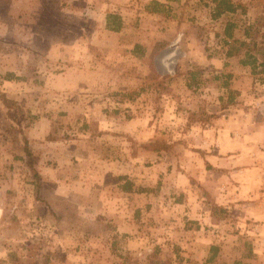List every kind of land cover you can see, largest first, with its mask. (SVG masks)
Segmentation results:
<instances>
[{
	"label": "rangeland",
	"instance_id": "obj_1",
	"mask_svg": "<svg viewBox=\"0 0 264 264\" xmlns=\"http://www.w3.org/2000/svg\"><path fill=\"white\" fill-rule=\"evenodd\" d=\"M148 5L153 8L152 0H0V264L233 262L228 255L227 260L213 259L212 262L207 261L211 256L197 257L201 252L194 244L196 227L193 222H184L172 208H126L123 212L120 208L119 214V208H94V191L101 193L111 183L117 193V180L111 182L106 176L111 172L107 163L99 162L98 166L89 165V161L71 164L76 170L73 189L78 192H69L72 196L64 202H70V208L62 212L53 211L58 208L51 209L41 193L38 163L46 150L30 144L31 130L37 131L32 136H39L41 128L47 129L48 136L40 141L47 146L46 143L60 139H82L64 137L60 130L93 103L96 105L92 110L94 118L113 113L110 107L123 108L128 103L126 99L160 110L164 108L159 101L160 94L171 93L169 85H165L168 67L173 66L174 61L185 62L186 55L189 60L194 58V63L216 59L227 68L218 75L202 69L192 71L188 76L190 83L180 85L174 104L178 111L192 108L188 103L191 96L199 98L208 94L215 98L217 78L222 83L233 77L244 78L248 98L263 96L264 78L257 65L264 62V0L263 3L253 1L250 7L244 5L246 14L238 9L235 15L225 13L216 21L209 15L210 5H184L181 12L186 15L181 18L187 20L190 29H196L191 35L198 51L192 57V52L187 54L186 42L167 34L169 28L165 19L174 14L170 10L173 7L167 5L159 17L147 13ZM110 15L119 18L123 34L107 29L108 22L111 26L117 22L110 18L108 21ZM224 24H233L231 38L224 36ZM138 34H142V43L132 47ZM190 43L188 40L187 44ZM176 46H180L177 47L179 51ZM147 49L150 51L146 52ZM227 51L233 56L226 57ZM135 55L139 56L137 66L134 65L136 59L132 58H136ZM3 98L15 102L16 106L6 107ZM182 100L184 103L180 102ZM237 104H242V108L250 106L242 100ZM65 114L67 118L64 119ZM158 119L162 127L166 126V135L175 137L171 142H187L182 136L186 128L215 120L212 116L191 114L183 117L161 115ZM193 134L190 140L195 142L200 133ZM139 142L130 137L129 154H137V144L153 148L165 145ZM84 145L91 155L94 152L108 154L105 147L95 150L91 149L94 145L81 143L82 147ZM186 147L188 151H201ZM160 149L173 157L189 156L187 150H172L167 146ZM149 165L148 162L144 167ZM94 169L97 170L94 172ZM213 247L216 251L210 250V253L214 258L218 254V243ZM240 247L234 246V249L239 251ZM251 248L245 246L242 254L247 255ZM238 251L234 258L239 257ZM236 262L259 264L250 258Z\"/></svg>",
	"mask_w": 264,
	"mask_h": 264
},
{
	"label": "crops",
	"instance_id": "obj_2",
	"mask_svg": "<svg viewBox=\"0 0 264 264\" xmlns=\"http://www.w3.org/2000/svg\"><path fill=\"white\" fill-rule=\"evenodd\" d=\"M152 1L160 4V12L152 14L153 16L161 17L163 8L167 9V5L173 7L170 10L174 14L165 19L169 28L167 34L177 38L178 41L186 42V51L189 50L187 54L192 52V57L198 51L196 44L193 43L194 37L191 35L196 29H190L187 20L181 16L186 15L182 14L184 5L187 7L188 4L197 5L201 2L199 0ZM253 1L263 3V0L232 2L242 6L239 10L242 14H246L245 6L250 7ZM237 11L238 9L231 14L235 15ZM224 27L225 24L222 29ZM116 34H123V29L116 31ZM188 40L190 44H187ZM133 41L132 47L136 43H142V34H138ZM149 51L150 49L146 50ZM176 51H179L178 48ZM132 52L129 50L130 54ZM135 57L132 58L136 59L134 65L137 66L139 56L135 55ZM186 57L188 60L185 62L174 61L173 66L168 67L165 85H169L171 93L160 94L159 101L164 104V108L160 110L142 107L143 105L137 103L138 101L126 99L128 103L124 104L123 108L110 107L109 111L113 109V113L97 115L98 117L94 118L96 116L92 117L95 115L92 110L96 105L93 103L83 112L79 111V116L76 114L75 120L60 130L64 137L69 135L82 139H60L61 141L46 143L47 146L42 145L40 141H44L48 136V130L41 128L39 136H32L37 134V131L31 130L28 137L30 144L35 143V148L46 150L41 153L38 163L39 174L42 177L41 193L51 209L53 206L58 208H54L53 211L60 212L64 208H70V202L64 200L72 196L69 195L70 191H76L73 189V182H76L73 174L76 170L74 171L71 164L76 165L75 162L84 164L89 161V165L98 166L99 162H104L111 171L107 172L106 176L111 182L117 180L115 191L120 195L114 193L110 183L105 191L101 193L94 191L92 202L94 208L102 206L119 208L117 214L120 213V208L122 212L126 208H172L184 222H193L196 227L194 244L198 245L197 251L201 252L197 257L203 259L214 255L210 253V248L218 243V254L215 255L214 260H227L226 255H228V258L231 257L233 260L231 264H239L236 261L243 258L257 260L262 264L264 262V93L258 98H248L246 79L233 77L228 82L222 83L217 78L218 91L215 98L208 94L199 98L191 96L188 103L192 104V108L178 111L176 107L174 108V104L178 100L180 85L182 82L184 85L190 83L188 76L192 71L202 69L218 75L223 68H227L224 63L216 59L209 58L194 63L193 61H196L194 58L189 60V56ZM241 100L249 102L250 106L242 108V104H237ZM180 102L184 103L183 100ZM188 114L212 116L215 120L210 119L201 125L196 124L194 127L186 128L182 136L183 139L187 138V142L180 140L171 142L170 139L175 137L170 138L171 135H166L164 132L166 126L162 127L161 119L158 118L161 115L183 117ZM62 118H67L66 114ZM40 121L43 123L42 119ZM196 131L200 133L199 139L192 142L190 136ZM130 137L133 141H140L139 143L147 141L165 145L153 148V146L137 144V154L132 155L128 153L127 148ZM81 143L94 145L91 149L95 150L105 147L104 150L108 154L96 155L97 153L94 152L91 155L85 151V145L82 147ZM165 146L172 150H187L185 152L186 154L189 152V156L173 157L170 153L161 151L160 148ZM186 146L201 151L199 153L188 151L189 148ZM52 160L51 165L49 161ZM148 162L150 165L145 168ZM96 170L94 169V172ZM68 173L73 176H69ZM67 180L72 185L65 183ZM153 183H156L155 188ZM123 188L128 190L125 191ZM234 246H242V248L240 247L238 251ZM245 246L252 247L247 255L242 254L245 253L243 252ZM237 251L240 252L239 257L234 258Z\"/></svg>",
	"mask_w": 264,
	"mask_h": 264
},
{
	"label": "trees",
	"instance_id": "obj_3",
	"mask_svg": "<svg viewBox=\"0 0 264 264\" xmlns=\"http://www.w3.org/2000/svg\"><path fill=\"white\" fill-rule=\"evenodd\" d=\"M199 1L201 3L207 4L206 6H208V7H209V5L212 6V7H209L210 16H211L212 20L219 18L221 15H223L225 13H234L237 9H242V6L235 5L231 0H199ZM152 7L153 8H150L149 5L147 6V13L155 14V13L160 12V10H158V8H157V7H160V4H158L157 2L152 1ZM109 18L111 20H116V21L119 19L118 17H116L114 15L108 16V21H109ZM107 25H108L107 28L109 30L115 31V32L118 31L121 27V23L119 21H117L115 23V26H111L110 22H108ZM232 28H233V24H227L224 28V31H223L224 36L231 38L232 37V34H231ZM231 56H233L231 51L230 52L227 51L226 57H231ZM3 104L8 108H12V107L16 106L15 102H11L10 100H6V99L3 100ZM24 152H26V155L28 154L27 149H25V148H24ZM123 189L125 191L128 190V188H123ZM210 250L212 252H215L216 248L212 246L210 248ZM207 261L212 262L213 261V255Z\"/></svg>",
	"mask_w": 264,
	"mask_h": 264
},
{
	"label": "built area",
	"instance_id": "obj_4",
	"mask_svg": "<svg viewBox=\"0 0 264 264\" xmlns=\"http://www.w3.org/2000/svg\"><path fill=\"white\" fill-rule=\"evenodd\" d=\"M257 67H258V71H260V73H261V76H263V78H264V62H260L257 65Z\"/></svg>",
	"mask_w": 264,
	"mask_h": 264
}]
</instances>
